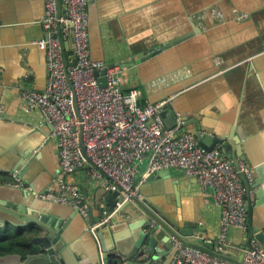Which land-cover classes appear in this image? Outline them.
I'll use <instances>...</instances> for the list:
<instances>
[{"label":"crops","instance_id":"1","mask_svg":"<svg viewBox=\"0 0 264 264\" xmlns=\"http://www.w3.org/2000/svg\"><path fill=\"white\" fill-rule=\"evenodd\" d=\"M44 8V0H0V172L12 183L14 175L25 183L24 202L39 212L49 202L42 194L59 190L58 147L41 111L24 108L20 89L46 86L45 51L35 43L46 36ZM88 11L92 57L120 66L124 90L138 89L143 103L171 100L186 119L198 116L228 137L229 157L252 170V183L242 176L247 227L232 229L225 249L238 258L250 226L264 227V0H89ZM66 181L79 188L99 221V186L85 169ZM136 185L139 200L166 223L205 236L217 249L220 206L199 178L162 169L138 176ZM125 203L99 229V240L90 232L93 221L67 212L69 256L83 263L105 251L111 264H164L167 255L138 248L151 226L145 227L147 216L135 203Z\"/></svg>","mask_w":264,"mask_h":264},{"label":"built area","instance_id":"2","mask_svg":"<svg viewBox=\"0 0 264 264\" xmlns=\"http://www.w3.org/2000/svg\"><path fill=\"white\" fill-rule=\"evenodd\" d=\"M44 0L41 17L45 38L35 41L45 51L47 81L43 90L21 88L27 111L38 109L52 128L59 156L57 192L42 194L44 200L70 205L88 217L90 206L79 188L66 176L84 168L88 178L101 188L125 191L124 201L139 196L138 176L144 179L162 169H172L197 177L204 191L220 206V235L217 251L225 253L232 229L244 230L248 224L247 189L242 176L253 182L252 170L243 160L234 162L222 148L207 151L191 133L167 127L161 112L168 99L143 103L138 89L124 90L120 66L92 57L89 31V0ZM73 23L78 61L67 64L64 47L67 23ZM69 62V61H68ZM105 70L106 86L101 87L97 71ZM77 98L80 117L74 106ZM83 139L87 161L81 151ZM15 185L26 188L15 176ZM114 211L90 227L99 240V229ZM204 240H207L203 236ZM170 264H233L190 246H180ZM241 264H264V250L252 240Z\"/></svg>","mask_w":264,"mask_h":264},{"label":"water","instance_id":"3","mask_svg":"<svg viewBox=\"0 0 264 264\" xmlns=\"http://www.w3.org/2000/svg\"><path fill=\"white\" fill-rule=\"evenodd\" d=\"M58 6L59 14H61L62 4L60 0H58ZM67 32L68 39L64 42L66 53H70L67 64L75 66L78 56L71 21L67 23ZM189 35L177 39L174 43L172 41L164 44L159 49L165 50L191 36ZM95 75L98 77L100 86L105 87L107 84L105 70L97 71ZM170 101L163 106L161 112L162 119L167 127H177L180 133L193 134L197 138L200 147L207 151L220 147L226 155L232 156L233 144L228 142L226 135L215 133L207 128L198 116L186 119L185 116L177 114ZM74 106L76 114L80 117L75 93ZM80 147L84 158L90 161L82 138L80 139ZM124 194L125 191L122 188L109 191L99 187L96 192V207L100 210L101 216L103 217L114 211L119 202L123 204L126 202L125 206L130 205L131 202L135 203L147 216V218H144L145 227L151 226L141 235L142 240L138 248L146 246L144 252H148L152 256L156 254L167 255L164 264H170L180 246L197 248L213 256L226 259L233 264H241L244 252L249 248L252 240L257 241L264 250V227H254L253 224L250 226L246 244L243 245L240 256L237 258L218 252L213 248L212 243L205 241L198 237L196 233H192L184 227L166 223L138 197H133L131 201H124ZM259 194L260 192L257 193L258 196ZM26 195L28 196V193L24 188L16 186L10 178L0 172V244L10 247L2 249L3 254L0 255V264H111L105 251L99 253L97 258L89 257L83 263H78L69 256L66 246H64L65 238L63 236L70 221V218H66V214L69 211H72L73 214L78 213L77 208L49 201L41 207L39 212L26 206L24 202ZM102 203L108 205L107 212L101 206ZM248 210H250V205H248ZM88 221L90 223L92 221L97 223L98 221L92 207H90Z\"/></svg>","mask_w":264,"mask_h":264},{"label":"trees","instance_id":"4","mask_svg":"<svg viewBox=\"0 0 264 264\" xmlns=\"http://www.w3.org/2000/svg\"><path fill=\"white\" fill-rule=\"evenodd\" d=\"M4 248H10V247H1V248H0V255L3 253V252H2V251H3L2 249H4ZM11 250H12V248H11Z\"/></svg>","mask_w":264,"mask_h":264},{"label":"rangeland","instance_id":"5","mask_svg":"<svg viewBox=\"0 0 264 264\" xmlns=\"http://www.w3.org/2000/svg\"><path fill=\"white\" fill-rule=\"evenodd\" d=\"M1 247H8V245L0 244V248H1ZM2 254H3V253H2ZM2 254H1V255H2Z\"/></svg>","mask_w":264,"mask_h":264}]
</instances>
